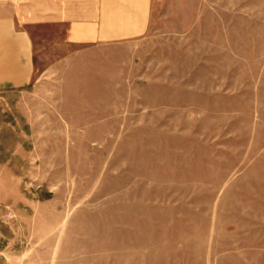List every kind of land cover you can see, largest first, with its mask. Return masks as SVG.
Instances as JSON below:
<instances>
[{
    "label": "rangeland",
    "instance_id": "obj_1",
    "mask_svg": "<svg viewBox=\"0 0 264 264\" xmlns=\"http://www.w3.org/2000/svg\"><path fill=\"white\" fill-rule=\"evenodd\" d=\"M223 7L160 0L170 28L143 44L16 30L32 76L0 85V264H264V0Z\"/></svg>",
    "mask_w": 264,
    "mask_h": 264
},
{
    "label": "crops",
    "instance_id": "obj_2",
    "mask_svg": "<svg viewBox=\"0 0 264 264\" xmlns=\"http://www.w3.org/2000/svg\"><path fill=\"white\" fill-rule=\"evenodd\" d=\"M223 13L224 0H216ZM160 0H0V85H23L31 79L33 22L56 24L68 45L144 43L142 36L160 26ZM169 17L167 19L168 23ZM19 25H18V24ZM131 41V42H128Z\"/></svg>",
    "mask_w": 264,
    "mask_h": 264
}]
</instances>
